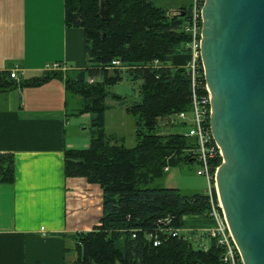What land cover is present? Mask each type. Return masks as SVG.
I'll return each mask as SVG.
<instances>
[{
  "label": "trees",
  "instance_id": "16d2710c",
  "mask_svg": "<svg viewBox=\"0 0 264 264\" xmlns=\"http://www.w3.org/2000/svg\"><path fill=\"white\" fill-rule=\"evenodd\" d=\"M99 1L63 0V24L82 28L86 61L85 68L73 70V77L65 74V88L79 97L76 114L88 113L91 129L87 148L65 152L64 174L83 176L102 192L99 226L74 235L75 258L65 264H223L213 238L191 231L187 239H181L155 231L156 226L163 228L157 220L167 218L166 227L181 228L183 215L207 217L208 211L202 192L188 195L177 188L153 185L164 165L193 162L185 151L191 139L180 131L157 133L160 118L189 107L183 67L170 64L172 55L189 52L190 34L181 28L188 18L187 5L177 3L171 12L155 4L158 0H107L108 19L102 21ZM114 59L127 69L111 67ZM154 59L159 67H146ZM121 73L132 82L140 80L138 100L124 107L134 118L136 143L132 147L110 143L104 129L105 99H119L106 88ZM50 76L60 74L30 83L39 84ZM16 83L7 70L0 71V90ZM4 159H0L4 162L0 179H11L12 161ZM219 162V158L210 160L212 165ZM153 230L159 240L155 246L144 237V232Z\"/></svg>",
  "mask_w": 264,
  "mask_h": 264
},
{
  "label": "crops",
  "instance_id": "0c3cea01",
  "mask_svg": "<svg viewBox=\"0 0 264 264\" xmlns=\"http://www.w3.org/2000/svg\"><path fill=\"white\" fill-rule=\"evenodd\" d=\"M187 60L188 53L174 54L170 64L182 68ZM14 65L20 84L0 90V159L12 161V178L0 179V264H65L75 258L74 235L99 226L102 192L64 174L65 152L87 148L91 129L79 142L66 134L70 115L89 121V114H76L78 99L65 88V74L73 77L86 61L82 28L63 24V0H0V71ZM53 73L60 76L30 83ZM178 181L164 187L204 190L203 180ZM212 226L209 217L183 215L180 229L199 234Z\"/></svg>",
  "mask_w": 264,
  "mask_h": 264
},
{
  "label": "water",
  "instance_id": "95a60500",
  "mask_svg": "<svg viewBox=\"0 0 264 264\" xmlns=\"http://www.w3.org/2000/svg\"><path fill=\"white\" fill-rule=\"evenodd\" d=\"M198 50L218 199L242 264H264V0H203Z\"/></svg>",
  "mask_w": 264,
  "mask_h": 264
},
{
  "label": "built area",
  "instance_id": "2783aa9c",
  "mask_svg": "<svg viewBox=\"0 0 264 264\" xmlns=\"http://www.w3.org/2000/svg\"><path fill=\"white\" fill-rule=\"evenodd\" d=\"M202 3L203 0L189 1L187 5L188 18L181 25L182 30L190 34V40L186 44L189 49L188 60L183 67V73L188 82V110L168 114L160 118L158 123L163 124L165 122L166 124L164 125L166 126L181 124V126L186 127L180 133L192 141L185 148V151L191 155L193 162L197 163L194 173L204 179L205 187L202 193L207 196L208 200L207 217L213 221V226L201 233L204 234L206 239L213 238L215 240V245L221 249L219 258L223 264H242L237 247L227 227L215 186V170L220 162L216 165L210 163V160L213 158H219V161H221V152L209 130L210 93L203 80L202 65L199 58L200 9ZM110 64L112 65L111 67L127 69V66L121 65L117 59L112 60ZM159 64V61L154 59L146 67L158 68ZM53 67H56V64L50 68ZM17 71L18 68L15 65L12 66L8 71L9 77L17 79ZM187 113H189V117ZM161 133L164 135L167 134L164 130H161ZM167 169L168 165H164L163 170ZM158 222H160L159 224L163 228L156 226V233L163 230L162 232L169 233L172 237L176 236L181 239H187L189 237L188 233L183 232L180 228L170 229L166 227L168 223L167 218L162 219V221L157 220V224ZM156 233L154 230L152 232H144V237L150 240L153 246L159 243ZM199 246L206 249V245L202 244Z\"/></svg>",
  "mask_w": 264,
  "mask_h": 264
},
{
  "label": "rangeland",
  "instance_id": "374dc122",
  "mask_svg": "<svg viewBox=\"0 0 264 264\" xmlns=\"http://www.w3.org/2000/svg\"><path fill=\"white\" fill-rule=\"evenodd\" d=\"M190 0H161L155 2V4H159L162 7L168 8L169 11H174L175 5L177 3L188 5ZM99 6V5H98ZM89 81V79H87ZM140 80L135 82L130 81V79L125 76V73H121L120 79L115 81L113 84L108 86L106 89L110 94H115L119 96V99L106 98L105 103L110 106L108 110L105 111V133L107 135V139L111 140L112 143L120 144L126 147H132L136 143V136L134 134L135 124L134 118L131 114L124 112V106L126 104L131 103L132 101L138 100V85ZM70 97L77 99L79 98L76 95H72V93H68ZM189 117V113H187ZM75 119L74 116L70 115L68 122L69 125L67 127V135L74 137L77 135V142L81 139H89V121L86 119ZM81 123H80V122ZM85 121V122H84ZM165 122L163 124H159L157 133L160 135H164L161 133V130L165 132L171 133L174 131L185 130L186 127L175 124L174 126H166ZM110 141V142H111ZM78 148L81 147L79 143H77ZM183 153V152H182ZM169 172H164L163 176L160 174V178H157L153 185L154 186H169L172 187L179 184V179H192L195 180H203L202 177L197 176L194 173V169L196 168V163H180L178 166H168ZM205 187V185H204ZM188 193V192H185ZM184 194V193H183ZM192 194V193H191ZM189 195V194H188ZM193 243V242H192ZM195 245V243H193Z\"/></svg>",
  "mask_w": 264,
  "mask_h": 264
}]
</instances>
